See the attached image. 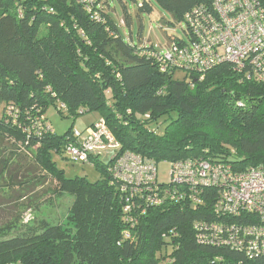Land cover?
<instances>
[{
    "label": "trees",
    "instance_id": "obj_1",
    "mask_svg": "<svg viewBox=\"0 0 264 264\" xmlns=\"http://www.w3.org/2000/svg\"><path fill=\"white\" fill-rule=\"evenodd\" d=\"M106 1L95 0L89 13L79 0H0V144L9 145L0 151L9 155L2 162L9 167L12 157L33 159L56 180L57 192L74 198L67 219L72 229L49 223L17 227L25 222L21 217L4 221L0 264H263L197 243L194 224L216 220L212 190L200 207H146L134 225L126 221L112 182V160L92 159L102 175L94 183L68 179L57 167L54 158L66 155L75 130L55 134L45 116L50 107L72 117L97 113L123 152L156 164L220 159L237 171L264 170V84L229 64L182 79L175 78L179 72H160L140 56L159 50L126 41L105 11ZM154 1L178 23L213 2ZM137 4L140 12L153 13L150 2ZM162 123L167 126L159 133ZM9 206L0 204V217L9 216Z\"/></svg>",
    "mask_w": 264,
    "mask_h": 264
},
{
    "label": "built area",
    "instance_id": "obj_2",
    "mask_svg": "<svg viewBox=\"0 0 264 264\" xmlns=\"http://www.w3.org/2000/svg\"><path fill=\"white\" fill-rule=\"evenodd\" d=\"M79 2L92 13L95 0ZM184 24L186 42H174L165 51H143L140 56L154 61L162 73L205 74L229 64L248 79L264 84L261 0H213L211 9L198 7L188 13ZM72 140L65 152L72 162L93 166V158L113 154L109 172L122 197L127 222L135 225L146 214V207L167 203L200 207L205 203V191L212 190L215 196L211 215L216 220L194 224L197 243L229 248L264 264L262 168L237 171L229 160L186 159L171 163L169 182L160 184L158 164L130 151L123 152L104 118L84 131L75 130Z\"/></svg>",
    "mask_w": 264,
    "mask_h": 264
},
{
    "label": "rangeland",
    "instance_id": "obj_3",
    "mask_svg": "<svg viewBox=\"0 0 264 264\" xmlns=\"http://www.w3.org/2000/svg\"><path fill=\"white\" fill-rule=\"evenodd\" d=\"M107 1L105 11L110 14L126 41L165 51L171 44V38L183 41L188 39L184 33L185 24L175 22L173 16L161 9L154 0H146L153 7L152 14L140 12L138 9L137 3L144 0H136V3L133 0ZM126 21L129 25H125ZM182 75L183 73H177L175 78L182 79ZM2 110L3 107L0 106V113ZM45 116L53 132L58 136H63L72 128L84 131L99 117L97 113L88 112L72 117L67 113L59 114L55 107H50ZM166 126L167 123H162L159 133H162ZM1 143L0 151L5 147L9 148L6 142ZM112 156V153H105L100 156V160L102 163H108ZM7 157L9 155L6 152H0V204H10L7 208L9 216L0 217V225H3L4 221L11 223L21 217V221L25 222H19L17 227L28 225L39 229L42 223H49L54 226L60 225L65 230L72 229L67 219L74 198L57 192L59 186L56 180L33 165V159L26 156H23V159L21 156L12 157V165L7 167L2 162V159ZM54 161L68 179L86 177L89 182L94 183L102 177L96 167L72 162L67 155L57 156ZM157 171L158 182L167 184L170 180L171 163H159Z\"/></svg>",
    "mask_w": 264,
    "mask_h": 264
},
{
    "label": "crops",
    "instance_id": "obj_4",
    "mask_svg": "<svg viewBox=\"0 0 264 264\" xmlns=\"http://www.w3.org/2000/svg\"><path fill=\"white\" fill-rule=\"evenodd\" d=\"M98 118H99V117H98ZM98 118H97L95 121H97V120H98ZM95 121H94V122H95ZM94 122H93V123H94ZM93 123H92V124H93ZM92 124H91V125H92ZM91 125H90V126H91Z\"/></svg>",
    "mask_w": 264,
    "mask_h": 264
}]
</instances>
